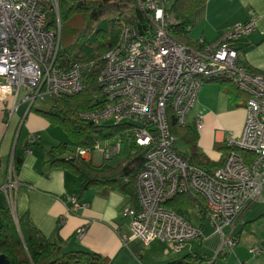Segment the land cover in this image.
I'll return each instance as SVG.
<instances>
[{
  "label": "built area",
  "instance_id": "2783aa9c",
  "mask_svg": "<svg viewBox=\"0 0 264 264\" xmlns=\"http://www.w3.org/2000/svg\"><path fill=\"white\" fill-rule=\"evenodd\" d=\"M166 3L142 0L152 29L141 33L130 24L123 26L120 41L104 56L106 66L98 78L101 93L94 96L93 107L80 111L78 117L94 124H125L126 139L146 150L135 178L137 205L122 211L136 237L146 244L167 242L180 253L190 241L204 236L201 226L166 205L176 195L194 192L205 202L204 211L197 208L200 215L224 235L223 245L233 248L237 239L225 236L224 228L259 201L264 190V73L240 62L236 47L239 37L255 29L256 18L236 25L217 43L199 42L193 47L170 34L174 19L166 12ZM50 10L58 17L53 27L47 26ZM60 44L59 0H0V101L24 90L22 102L32 108L48 96L79 94L84 88L83 65L76 61L68 69L57 66ZM212 79L233 82L248 99L242 133L226 134L223 162L209 172L181 155L170 116L179 126H187L203 84ZM17 107H8L9 117ZM203 119L198 112V129L203 128ZM122 141L119 137L115 144L96 141L93 147L77 146L76 156L88 160L97 149L109 159L121 151ZM19 185L12 152L0 186L12 211ZM71 200L69 211L81 206L77 197ZM85 232L86 226L78 230L79 236ZM261 251L251 249L255 254Z\"/></svg>",
  "mask_w": 264,
  "mask_h": 264
},
{
  "label": "crops",
  "instance_id": "0c3cea01",
  "mask_svg": "<svg viewBox=\"0 0 264 264\" xmlns=\"http://www.w3.org/2000/svg\"><path fill=\"white\" fill-rule=\"evenodd\" d=\"M253 17L256 18L255 29L239 37L236 47L243 63L264 73V0H208L193 14L189 41L193 45L217 43L236 25ZM24 94V90H20L18 95L0 101V186L5 183L12 152L22 159L16 172L20 185L15 191L12 211L16 222L27 215L48 239L62 245L65 251L98 253L106 257L109 264H171L191 253L208 256L212 264H264V190L259 201L249 205L232 225L224 228L225 236L237 239L233 248L223 245L224 235L196 208L200 219L198 224H193L203 228L204 236L190 241L182 252L176 253L169 243L160 240L146 244L134 235L129 219L122 215L125 207L137 205L134 180L132 194L117 189L103 193L95 186L84 187L88 180L84 170L54 164L50 155L54 146L68 144L62 155L67 159L78 157L77 146L72 141H63V128L38 111L43 110L42 105L29 108V104L22 102ZM247 99L248 95L229 80H207L190 113L189 124L183 127L197 135L193 144L183 138L190 148L186 153H198L213 162L222 161L227 153L226 134L240 135L243 131ZM13 104L18 107L9 117L7 109ZM198 112L204 116L202 129L196 126ZM107 141L115 144L118 138L101 142ZM125 144L128 153L124 155ZM140 150L130 140L123 139L121 151L111 158L107 159L101 150L95 149L90 158L84 160L96 167L105 162L119 167L131 162ZM137 165V162L131 163L130 167ZM124 180L131 182L128 176ZM71 197L81 202L74 211H69ZM4 207H9V203L0 190V225ZM83 226L86 232L79 236L78 230ZM254 247L262 251L251 252Z\"/></svg>",
  "mask_w": 264,
  "mask_h": 264
},
{
  "label": "trees",
  "instance_id": "16d2710c",
  "mask_svg": "<svg viewBox=\"0 0 264 264\" xmlns=\"http://www.w3.org/2000/svg\"><path fill=\"white\" fill-rule=\"evenodd\" d=\"M164 1L167 2L166 12L174 19L169 26L170 34L196 47L197 45L189 41L193 14L208 0ZM59 15L62 35L56 65L68 69L72 63L80 62L83 65L84 88L74 96L54 97L48 110L38 111L52 123L63 127L76 146L93 147L96 141L114 140L119 137L126 139L129 128L127 125L94 124L81 120L78 113L92 108L94 96L101 93L98 78L106 66L104 56L120 41L123 26L130 24L141 33L147 32L153 27L149 12L143 8L142 0H59ZM57 18L55 10L48 11L47 26H56ZM243 64L249 70L258 72ZM170 122L172 133L176 137L182 136L191 144L196 142L197 135L192 130L179 126L172 115ZM67 148L66 143L54 146L50 150L52 162L84 170L88 174L84 187L95 186L102 189L103 193L117 189L132 194L131 186L134 180V193L137 199L135 178L144 164L146 150L141 149L127 165L113 167L105 162L96 167L80 157L71 159L62 157ZM180 153L190 163L209 172L218 168L223 162V159L220 162H213L198 153L192 155L181 151ZM136 162L138 165L131 168V163ZM21 163L22 159L16 155V172ZM125 176H128L131 182H125ZM166 205L190 221L192 208H199L202 211L205 209L204 199L194 192L176 195ZM0 254L7 255L11 264H109L108 259L98 253L82 250L65 251L62 245L48 239L27 215L18 218L16 222L10 207H4L2 210ZM171 264H212V262L206 255L191 253Z\"/></svg>",
  "mask_w": 264,
  "mask_h": 264
},
{
  "label": "rangeland",
  "instance_id": "374dc122",
  "mask_svg": "<svg viewBox=\"0 0 264 264\" xmlns=\"http://www.w3.org/2000/svg\"><path fill=\"white\" fill-rule=\"evenodd\" d=\"M61 35H62V26H61ZM244 97L246 98V96H244ZM53 98L54 97L48 96L45 101H40V102L36 103V106L42 105V107H44V108H42L43 110L46 109V108H49L50 105H52V103H53ZM102 125H110L111 126V125H114V123L107 121V122L102 123ZM62 131L64 132V136H62V138L64 140L63 139L62 140L63 141H67L68 143H70L71 139H70L67 131L64 128L62 129ZM176 145H177V148H178L179 151H184V152H189L190 151L189 144L182 138V136H179V137L177 136ZM125 153L126 154L128 153L127 145L124 148V155H125ZM190 213H191V219H192L193 223L194 224H198V221H199L200 218H199L198 214L196 213V210L194 208H192L190 210ZM205 220H207V219H205ZM204 223H207V222L204 221Z\"/></svg>",
  "mask_w": 264,
  "mask_h": 264
},
{
  "label": "water",
  "instance_id": "95a60500",
  "mask_svg": "<svg viewBox=\"0 0 264 264\" xmlns=\"http://www.w3.org/2000/svg\"><path fill=\"white\" fill-rule=\"evenodd\" d=\"M0 264H11V261L5 254H0Z\"/></svg>",
  "mask_w": 264,
  "mask_h": 264
}]
</instances>
